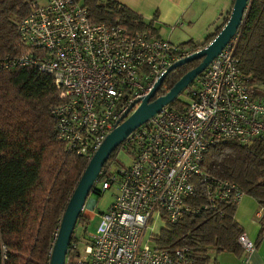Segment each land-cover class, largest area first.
<instances>
[{"label":"built area","instance_id":"built-area-1","mask_svg":"<svg viewBox=\"0 0 264 264\" xmlns=\"http://www.w3.org/2000/svg\"><path fill=\"white\" fill-rule=\"evenodd\" d=\"M25 1L29 10L16 27L21 50L3 66H29L51 76L57 90L49 108L55 135L66 153L86 160L173 62L197 50L150 28L93 22L81 0ZM234 36L184 87L188 103L182 110L162 106L129 134L130 163L94 180L91 192L115 185L114 197L85 243L69 239L63 264H194L187 249H159L153 232H145L154 220L173 223L195 213L187 200L199 184L211 209L219 201L239 202L244 193L237 184L202 170L210 146L255 139L264 152V97L254 95L237 66ZM80 213L93 215L85 203ZM251 218L264 228V206L257 205ZM236 242L244 252L254 248L243 233Z\"/></svg>","mask_w":264,"mask_h":264},{"label":"trees","instance_id":"trees-1","mask_svg":"<svg viewBox=\"0 0 264 264\" xmlns=\"http://www.w3.org/2000/svg\"><path fill=\"white\" fill-rule=\"evenodd\" d=\"M81 1L93 22L154 31L151 20L144 21L116 0ZM28 10L25 0H0V264H48L53 232L87 163L82 156L66 153L55 135L49 108L57 102V90L51 76L29 66H3L5 58L21 50L16 27ZM228 14L202 43L179 45L192 50L204 46ZM232 53L254 87V95L264 97L260 88L264 84V0H248ZM198 62L192 60L170 70L156 91L158 95ZM183 105L177 96L169 103L176 110H182ZM121 147L132 158L134 148L127 137L109 154L97 181L111 174L110 164ZM201 168L216 180L237 184L245 195L264 206V152L257 140L210 146ZM204 188L199 184L196 195L187 200L195 213H184L173 223L165 221L153 233L154 244L170 252L185 248L194 264H213L209 251L241 256L243 251L236 242L242 233L234 219L236 204L223 200L211 209L203 197ZM100 192L95 188L96 195ZM77 219L85 218L79 214ZM263 233L264 228H260L255 246Z\"/></svg>","mask_w":264,"mask_h":264},{"label":"water","instance_id":"water-1","mask_svg":"<svg viewBox=\"0 0 264 264\" xmlns=\"http://www.w3.org/2000/svg\"><path fill=\"white\" fill-rule=\"evenodd\" d=\"M247 4L248 0H233L227 19L211 40L188 56L173 62L156 80L149 93L138 102L134 110L106 134L99 147L87 160L66 202L59 220L55 239L51 245L48 264H63L65 250L74 224L79 214H81L80 210L85 203L86 196L91 192V186L109 154L136 127L157 113L162 106L169 104L206 67L211 59L219 53L225 44L235 35L242 22ZM192 60H199V62L182 74L163 95L155 96L164 76L170 70Z\"/></svg>","mask_w":264,"mask_h":264},{"label":"crops","instance_id":"crops-1","mask_svg":"<svg viewBox=\"0 0 264 264\" xmlns=\"http://www.w3.org/2000/svg\"><path fill=\"white\" fill-rule=\"evenodd\" d=\"M140 14L144 21L151 20L154 32L174 44L191 41L202 43L221 24L233 0H116ZM177 28L176 32L173 31ZM203 40V41H200ZM264 93V84L260 85ZM258 204L244 195L234 210V219L250 240L256 241L260 227L251 218ZM243 251V250H242ZM224 253V254H222ZM225 255L223 260L219 256ZM213 264H264V233L252 251L241 256L217 253Z\"/></svg>","mask_w":264,"mask_h":264},{"label":"rangeland","instance_id":"rangeland-1","mask_svg":"<svg viewBox=\"0 0 264 264\" xmlns=\"http://www.w3.org/2000/svg\"><path fill=\"white\" fill-rule=\"evenodd\" d=\"M176 30L177 28H175L173 33H175ZM155 96H158L157 92L155 93ZM177 100L184 104L188 103V98L185 95L184 89H182V91L178 93ZM123 149L124 147H121V149H119L115 153V163L111 165V168H113V170H115V168L118 167H125L131 161V155L125 152ZM114 194H115V185H111L109 188L101 191L98 195H96L93 192L88 193L85 199V205L89 208L90 212L93 215L92 216L90 215L89 218L85 214L83 216L81 215L85 219L82 220L77 219L70 236V239L74 240L78 246H80L81 243H85L89 235H93L95 233V230L100 220L99 214L107 209L109 203L112 201L114 197ZM162 224L163 223L160 220L158 221L154 220L152 224L148 225L145 232V237H147V235L150 232H153L155 234L162 226ZM209 255L213 262L217 260L216 252L209 251ZM218 258L221 261L225 258V255H221Z\"/></svg>","mask_w":264,"mask_h":264},{"label":"bare ground","instance_id":"bare-ground-1","mask_svg":"<svg viewBox=\"0 0 264 264\" xmlns=\"http://www.w3.org/2000/svg\"><path fill=\"white\" fill-rule=\"evenodd\" d=\"M151 117H152V116H151ZM147 120H148V119H147ZM147 120H146V121H147ZM146 121H145V122H146ZM142 124H143V123H142ZM142 124H141V125H142ZM139 126H140V125H139ZM136 128H137V127H136ZM136 128H135V129H136ZM128 136H129V135H128ZM128 136H127V137H128ZM127 137H126V138H127ZM126 138H125V139H126ZM113 163H115V160H113V161L111 162L110 166L113 165ZM99 172H100V171H99ZM98 174H99V173H98ZM97 176H98V175H97ZM95 180H97V177H96ZM244 195H245V194H243L242 196H244ZM240 199H241V198H240ZM239 201H240V200H239ZM236 205H237V204H236ZM243 234H244V233H243ZM245 236H246V235H245ZM246 237H247V236H246ZM247 238H248V237H247ZM248 239H249V238H248ZM249 240H250V239H249ZM251 241H252V240H251ZM253 242H254V241H253ZM254 248H255V243H254ZM254 248H253V249H254ZM253 249H252V250H253ZM252 250H251V251H252ZM248 252H249V251H248Z\"/></svg>","mask_w":264,"mask_h":264}]
</instances>
